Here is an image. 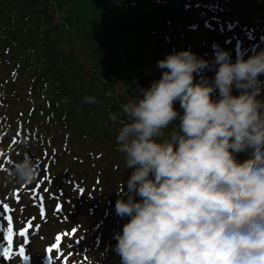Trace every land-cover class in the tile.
Listing matches in <instances>:
<instances>
[{"label": "trees", "instance_id": "trees-1", "mask_svg": "<svg viewBox=\"0 0 264 264\" xmlns=\"http://www.w3.org/2000/svg\"><path fill=\"white\" fill-rule=\"evenodd\" d=\"M112 8L108 0H0V182L9 185L3 172L27 142L41 172L32 184L14 185L16 200L35 194L32 209L61 205L64 218L80 219L75 229L86 232L81 240L93 264H121L115 235L129 219L115 211L133 171L117 150L121 106L162 76L158 61L170 53L191 49L209 61L217 48L232 55V40L242 49L264 41V0H129L121 13ZM117 37L137 45L136 52L120 59ZM147 49L156 66L150 72ZM86 96L96 103H85ZM174 107L183 113L178 101ZM179 123L178 117L166 133ZM66 162L86 167L94 183L79 185ZM70 223L65 238L73 235Z\"/></svg>", "mask_w": 264, "mask_h": 264}, {"label": "clouds", "instance_id": "clouds-1", "mask_svg": "<svg viewBox=\"0 0 264 264\" xmlns=\"http://www.w3.org/2000/svg\"><path fill=\"white\" fill-rule=\"evenodd\" d=\"M214 66L209 81V61L191 49L170 53L158 61L160 79L121 106L117 150L133 169L115 203L129 218L115 235L121 264H264V50L232 62L217 48ZM27 149L5 183L40 176Z\"/></svg>", "mask_w": 264, "mask_h": 264}, {"label": "rangeland", "instance_id": "rangeland-1", "mask_svg": "<svg viewBox=\"0 0 264 264\" xmlns=\"http://www.w3.org/2000/svg\"><path fill=\"white\" fill-rule=\"evenodd\" d=\"M114 10H116L117 13H121V11L126 10V6L129 3V0H108ZM108 3V2H107ZM90 6H85V9H89ZM248 5L243 6V10L245 11L247 9ZM93 11V10H91ZM151 26L155 27L154 24ZM166 29L169 25H165ZM232 29V27H229ZM164 30V32H167V30ZM121 39V40H120ZM238 40H232V43L229 45L230 52H233L232 55H230V58L232 62H235L237 59V53H241V55L244 56L245 59H247L250 55L253 53L259 52L261 50H264V41L259 43H254L253 45H247L245 49L238 48ZM114 46L115 49L119 52V58L124 60V54L126 52L131 53V51L136 52V47L133 42L127 40V38L123 39V37H117L114 39ZM257 45V46H254ZM150 49H147L144 53V59L146 63L145 70L147 72H150V67H154L156 69L155 63L151 61V57L148 56V51ZM166 51V50H165ZM135 56V53H134ZM210 57V56H209ZM215 53L211 56V59L209 58V68H207L204 71L203 76L208 78L209 81H211L215 76ZM133 62V59L131 60ZM160 78H156L154 81L159 80ZM196 80L200 79V75L195 77ZM260 79L264 81V75L260 76ZM233 94L238 95L239 92L237 89L233 88ZM216 97H218V90L215 94ZM215 98V97H214ZM264 99V91H262L261 97ZM239 157H242L244 159L247 158L246 153H240ZM72 165H70L71 167ZM87 166V165H85ZM66 167L70 170L71 175H73L74 178L79 179L80 183L79 185H85L88 186L89 184L94 183V180L90 177V174H88V170L84 166L79 165H73L72 169L69 167V162H66ZM59 168V167H58ZM60 171L63 169V166L61 165V168H59ZM119 174V173H118ZM116 174L115 176H117ZM114 176V177H115ZM113 175L111 174V179ZM90 178V179H89ZM96 181V180H95ZM108 182V181H107ZM0 185L2 188H0V207H3L4 205L11 206L10 210L0 209V236L3 237V239H0V263L1 264H50V260L48 257V253L46 252V249L53 245L54 243L60 242L61 247L58 251H53V264H93L92 261H88V255L84 248L83 239L84 235H86V232L83 233L81 230H77L75 234L67 235L66 238L64 237L61 241H57L56 237L58 234H61L62 229H65V224L71 221L70 226L74 229L80 225L81 220L78 219L77 221H72L70 214H67L66 217L60 215L58 213V209L54 210L52 208L53 206L50 205L51 211L45 206L44 210H41V208H36V210L32 209L34 204H39V200L35 199V194H32L33 196L28 195V197H25V193L23 195L20 194L21 198L16 200L17 192L14 190V185L9 184L7 186L4 185L3 182H0ZM108 190L115 189V186L110 185V183L107 184ZM107 189V188H106ZM78 214V212H76ZM12 217L11 221V227L13 229V236H12V257L11 259H5L3 258V250L8 245L7 236H8V217ZM22 220V221H21ZM28 222H31V228L29 233L26 236H21V230L22 229H29ZM76 222V223H75ZM66 232V229L64 230ZM30 241V243H29ZM69 244V245H67ZM25 247L27 259L24 260L18 253L19 248ZM90 256V255H89ZM68 257V258H67ZM67 259V260H66ZM91 259V256H90ZM93 259V258H92ZM2 261V262H1ZM67 261V262H66ZM66 262V263H65ZM73 262V263H72Z\"/></svg>", "mask_w": 264, "mask_h": 264}, {"label": "snow or ice", "instance_id": "snow-or-ice-1", "mask_svg": "<svg viewBox=\"0 0 264 264\" xmlns=\"http://www.w3.org/2000/svg\"><path fill=\"white\" fill-rule=\"evenodd\" d=\"M12 161L9 160V164L11 165ZM48 179V177H45V180ZM58 210H62V206L61 205H58ZM7 208V205H4L3 207H0V209H2V211H4V209ZM11 221H12V217L9 216L8 217V228H7V231H8V236H7V241H8V245L7 247H5V249L3 250V258L4 259H11L12 257V236H13V229L11 227ZM30 228H31V225L29 227V229H25L21 232V236H26L29 231H30ZM76 232V229H73V234H75ZM64 238V235L63 234H58L57 237H56V240L57 241H61L62 239ZM0 239H3L2 236H0ZM30 243V241H29ZM61 247V245L59 243H54L53 245L49 246L47 249H46V252L48 253V257H49V260H50V264H53V251L56 250L58 251L59 248ZM24 260H26L28 257L26 255V251H25V248L22 246L20 249H19V253H18Z\"/></svg>", "mask_w": 264, "mask_h": 264}]
</instances>
